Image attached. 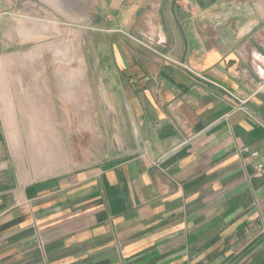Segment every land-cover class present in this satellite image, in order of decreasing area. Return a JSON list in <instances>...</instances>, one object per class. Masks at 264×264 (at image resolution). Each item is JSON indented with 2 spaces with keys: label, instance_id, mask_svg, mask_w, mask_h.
Instances as JSON below:
<instances>
[{
  "label": "crops",
  "instance_id": "1",
  "mask_svg": "<svg viewBox=\"0 0 264 264\" xmlns=\"http://www.w3.org/2000/svg\"><path fill=\"white\" fill-rule=\"evenodd\" d=\"M93 1L113 153L29 175L1 87L0 264H264V0Z\"/></svg>",
  "mask_w": 264,
  "mask_h": 264
},
{
  "label": "rangeland",
  "instance_id": "2",
  "mask_svg": "<svg viewBox=\"0 0 264 264\" xmlns=\"http://www.w3.org/2000/svg\"><path fill=\"white\" fill-rule=\"evenodd\" d=\"M97 8L93 0H16L0 19L4 122L29 175L83 169L113 153L120 99L99 79L106 36Z\"/></svg>",
  "mask_w": 264,
  "mask_h": 264
},
{
  "label": "built area",
  "instance_id": "3",
  "mask_svg": "<svg viewBox=\"0 0 264 264\" xmlns=\"http://www.w3.org/2000/svg\"><path fill=\"white\" fill-rule=\"evenodd\" d=\"M255 169H256V174L258 176H264V164H262V163H255Z\"/></svg>",
  "mask_w": 264,
  "mask_h": 264
}]
</instances>
